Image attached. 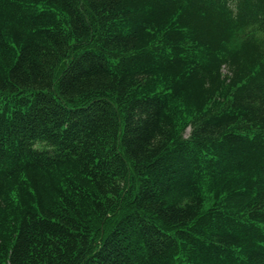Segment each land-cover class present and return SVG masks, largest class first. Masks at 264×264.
I'll return each instance as SVG.
<instances>
[{
	"label": "trees",
	"instance_id": "16d2710c",
	"mask_svg": "<svg viewBox=\"0 0 264 264\" xmlns=\"http://www.w3.org/2000/svg\"><path fill=\"white\" fill-rule=\"evenodd\" d=\"M0 264H264V0H0Z\"/></svg>",
	"mask_w": 264,
	"mask_h": 264
}]
</instances>
